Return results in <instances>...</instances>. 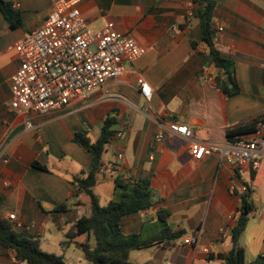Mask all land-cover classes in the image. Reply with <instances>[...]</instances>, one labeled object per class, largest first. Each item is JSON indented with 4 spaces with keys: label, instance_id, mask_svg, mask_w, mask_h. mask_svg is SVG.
I'll return each mask as SVG.
<instances>
[{
    "label": "crops",
    "instance_id": "1",
    "mask_svg": "<svg viewBox=\"0 0 264 264\" xmlns=\"http://www.w3.org/2000/svg\"><path fill=\"white\" fill-rule=\"evenodd\" d=\"M4 1L20 14L21 24L11 28L0 11V218L15 213L22 224L15 230L37 239L43 251L62 256L66 264L70 254H78L75 264H90L78 244L94 246L93 238L81 235L68 242L67 237L90 213V198L75 196L73 178L92 169L93 157L75 136L97 141L103 122L113 116L117 133L103 154L95 194L107 205L115 197L117 176L147 177L154 192L150 209L123 221L126 235L157 240L131 251L132 263L222 264L218 256L233 248L232 230L247 194L254 219L249 215L239 245L247 263L264 264V160L258 170L229 165L217 155L197 161L190 140L167 132L170 123H178L200 141L225 143L229 130L264 115V0H215L214 30H223L214 42L235 63L234 95L218 84L228 77L210 60L200 19L189 5L193 0H82L80 10L92 32L112 22L146 54L125 63L122 76L88 98L30 116L9 108L12 76L20 65L14 46L44 25L54 0ZM140 77L152 88L150 100L140 92ZM63 203L67 208L55 211ZM162 210L169 212L172 233L183 232L180 239H158ZM189 237H197L210 253L186 245ZM0 264L26 263L15 250L0 246Z\"/></svg>",
    "mask_w": 264,
    "mask_h": 264
},
{
    "label": "built area",
    "instance_id": "2",
    "mask_svg": "<svg viewBox=\"0 0 264 264\" xmlns=\"http://www.w3.org/2000/svg\"><path fill=\"white\" fill-rule=\"evenodd\" d=\"M82 0H54L52 11L44 25L26 33L14 46L20 65L12 76L9 108L25 116L46 115L61 110L77 100H84L103 88L108 81L117 79L125 71V63H134L146 54L131 36L118 32L114 23L92 32L80 10ZM192 7L193 2L189 1ZM223 28H215V35ZM95 47V51L91 50ZM144 98H152V88L143 78H138ZM28 121V125H30ZM167 132L190 140L194 160L217 155L227 164L260 168L264 160V115L256 123L251 136L232 142H203L194 137L186 125L170 123ZM160 131L157 141L163 140ZM8 220L14 229L22 224L15 213ZM186 245L200 248L197 237L184 240ZM209 254L208 248H200Z\"/></svg>",
    "mask_w": 264,
    "mask_h": 264
},
{
    "label": "trees",
    "instance_id": "3",
    "mask_svg": "<svg viewBox=\"0 0 264 264\" xmlns=\"http://www.w3.org/2000/svg\"><path fill=\"white\" fill-rule=\"evenodd\" d=\"M193 2V14L200 19L203 42L209 49L210 60L222 74L228 77V81L218 79V84L228 95H234L238 91V85L233 76L235 63L232 59L224 56L216 48L214 42L215 0H193ZM0 11L10 23L11 28L15 29L21 24L20 14L12 8L10 3L0 0ZM229 86L232 88L229 89ZM116 123V118L109 116L103 122L100 136L95 142H92L86 134L77 133L75 136V141L93 157L92 169L87 174L82 173L73 178L76 187L75 196L86 194L90 198V213L77 220L75 231L68 234L67 237L68 242L81 235L93 238L94 246L88 243L78 244L90 264H134L130 261V252L152 247L157 241L144 237L143 233L126 235L123 230V221L126 217L152 207L154 192L149 178L134 179L117 176L115 197L106 206L100 205V199L94 192L97 185V174L102 166L103 154L117 133L114 129ZM256 123L229 130L227 132L228 140L232 142L241 136L254 133ZM34 166L47 171L46 167L38 163H34ZM248 197L247 194L243 196V205L232 230V250L228 254L218 256L222 264H249L246 261L244 249L239 245L240 237L247 227L249 215L253 209V205L248 202ZM66 208L67 204L63 203L56 207L55 211ZM168 218V211L162 210L159 213V228L162 236L158 239H164L170 243L180 239L183 232L172 233ZM0 246L15 250L18 260L26 264H66L62 256L41 250L37 239L16 231L13 224L5 218H0Z\"/></svg>",
    "mask_w": 264,
    "mask_h": 264
},
{
    "label": "rangeland",
    "instance_id": "4",
    "mask_svg": "<svg viewBox=\"0 0 264 264\" xmlns=\"http://www.w3.org/2000/svg\"><path fill=\"white\" fill-rule=\"evenodd\" d=\"M91 50L92 51H95V47H91ZM255 198H256V196H255ZM100 205H102V206H105L106 205V202H105L104 199H102ZM250 217H251L252 220L254 219L253 218V212L250 213ZM41 250H42V248H41ZM133 253L134 254H137V253H139V251H135ZM56 255H58V254H56ZM70 257H71L72 260H70V261L68 260V263L69 264H75L77 262L78 258L80 257V255H78V254H70ZM81 258H82V256H81ZM247 260H249V258H247ZM65 263H67L66 260H65ZM85 264H88V263L85 262Z\"/></svg>",
    "mask_w": 264,
    "mask_h": 264
}]
</instances>
